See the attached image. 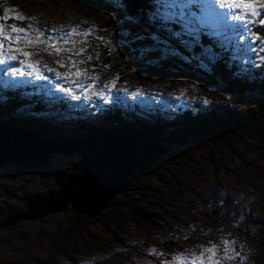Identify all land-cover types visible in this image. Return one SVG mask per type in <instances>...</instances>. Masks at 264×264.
Here are the masks:
<instances>
[{
  "label": "rangeland",
  "instance_id": "374dc122",
  "mask_svg": "<svg viewBox=\"0 0 264 264\" xmlns=\"http://www.w3.org/2000/svg\"><path fill=\"white\" fill-rule=\"evenodd\" d=\"M118 3L0 0V16L7 13L9 17L33 18L0 22L27 29L33 39L40 34L38 43H21L19 47L31 53L30 61L37 63L45 79L11 75L12 68L22 67L20 60L24 57L18 54L16 60L0 64V88H29V97L43 101L44 112L26 111L15 125L39 130L48 139L74 140L87 134H77L86 125L102 130L105 119L108 126L116 125L107 118L113 110L127 114L126 124L136 127L130 116L137 121H149L152 115L172 116L199 105L231 106L236 103L235 97L207 76L204 64L214 60L213 47L196 48L205 35L218 46L226 44V50L230 49L243 64V72L247 68L251 76L262 71L264 74V26L257 22L264 18V9L258 17H249L253 22L245 25L231 19L238 10L230 13L217 8L220 15L212 17L201 16L194 7L199 20L187 27L170 24L169 30L164 31L148 20L150 10L140 12L148 26L136 19L129 20L128 15L118 18ZM174 25L179 28L175 30ZM153 37H158L159 43ZM53 44L60 49L58 53L49 47ZM147 48L153 50L146 52ZM22 70L31 71L27 67ZM77 70L80 76L75 75ZM56 73H60L59 78ZM64 88L69 91H62ZM73 95L79 98L73 99ZM38 121L43 127L35 123ZM180 149L188 154V162L175 151L165 153L148 173L131 176L124 192L117 197L120 203L129 197L140 202L151 223L127 221L111 227L100 222L88 223L74 243L64 248L58 243L80 216L71 204L66 211L40 219L9 218L28 211L25 198L55 190L58 186L54 172L72 171L81 157L77 153H59L48 163L31 167L0 164V224L6 221L4 227L0 226V264H176L177 256L191 260L202 253L204 264H211L207 259L209 253L204 250L213 245L218 253L216 259L227 264L229 258L223 255L222 242L232 240L236 246L239 240L246 241L245 233L233 232L231 227L230 232L226 230L230 221L227 216H233L231 221L235 216L240 220L238 209L246 201V190L263 179L264 145L253 142L250 147L246 141L221 140L212 147L217 149L215 152L183 145ZM162 167L172 174L168 173L164 181L151 176L154 168ZM131 211L134 209L121 214L125 218ZM240 255L243 261L242 254L234 256Z\"/></svg>",
  "mask_w": 264,
  "mask_h": 264
},
{
  "label": "trees",
  "instance_id": "16d2710c",
  "mask_svg": "<svg viewBox=\"0 0 264 264\" xmlns=\"http://www.w3.org/2000/svg\"><path fill=\"white\" fill-rule=\"evenodd\" d=\"M119 4L123 5V7L118 6L117 8L118 18H125L128 15V17H132L148 26L142 20L140 12L143 10L151 11L150 0H120ZM173 27H175V30L179 28L178 25ZM152 30L155 31L156 27H152ZM159 33L162 34L161 32ZM200 46L213 47L214 60H206L207 64L203 63L208 70L207 76L211 81L217 83L224 92L235 97L236 103L231 106L217 104L210 108L205 105H199L194 109L175 112L172 116H169V113L167 116L152 115L154 117L148 119L149 121H137L135 117L130 116L131 119H135L136 127H130L126 124L125 118H128L127 114L122 115L120 111L116 112L113 110L112 114L107 115V118L116 125L112 123L108 126L107 119H105L106 125L104 129H91L86 125L83 129H79L77 134H85L87 132L83 137H88L106 131H142L157 139L167 150L166 154H174L175 151L178 153L179 158L185 161L188 158V154L181 152L180 147L182 145L196 147L205 151L210 149L208 151L213 150L214 152L217 149H212V147L219 144L221 140H229L230 143L246 141V145L250 147L253 142H259L264 145L263 71L255 76L248 74L247 68L246 73L243 72V64L230 53V49L226 50V44L218 46L217 42L212 41L206 35L201 44L197 45V50H200ZM261 70H264V68L261 67ZM28 91L31 90L26 88V90L12 91L11 89L0 88V122L15 125L14 123L21 120L22 114H25L24 112L26 111L32 110L30 113L44 112L43 101L29 97ZM30 122L33 123V121ZM35 123L43 127L40 121ZM37 131L44 137L41 131ZM214 158L216 165H218V159ZM163 168H154L151 176L161 178L164 181V177L168 173L172 174V171L168 169L162 170ZM261 177L263 179H260V184L253 185L246 190L245 205L243 204L238 209V218L240 220L238 221L235 216L231 221L233 216H227L230 221L226 230L230 232L229 229L231 227L233 232L242 235L245 233L246 236L245 243L239 240V243L244 245V247L239 243L233 246L235 241H228V247H230L229 256L232 258L228 260L227 264H264V170L262 169ZM163 202L165 201L163 200ZM139 204L140 202L133 201L131 197L124 203H120L116 198L110 209L101 212L94 218H88L83 215L77 216L70 230L66 232L61 242L58 243L60 248H64L65 245H72L77 237L84 232L88 223L100 222L105 227L120 226L127 221L138 222L144 220L151 223L147 220L150 218L146 217V213L142 211ZM131 208L134 211H131L128 217L124 218L121 211L127 212ZM230 224L237 225L230 226ZM223 243L224 241L222 246L225 247ZM222 250L224 255V248ZM236 253L245 256L244 260L242 261L241 255L236 258L234 256Z\"/></svg>",
  "mask_w": 264,
  "mask_h": 264
},
{
  "label": "water",
  "instance_id": "95a60500",
  "mask_svg": "<svg viewBox=\"0 0 264 264\" xmlns=\"http://www.w3.org/2000/svg\"><path fill=\"white\" fill-rule=\"evenodd\" d=\"M146 134L115 130L74 140H54L36 130L0 122V164L31 167L46 164L59 153H77L81 157L72 171L54 172L58 186L55 190L25 198L28 211L9 219H40L66 211L69 204L80 215L98 216L112 206L131 176L148 173L167 152L157 139Z\"/></svg>",
  "mask_w": 264,
  "mask_h": 264
},
{
  "label": "snow or ice",
  "instance_id": "6c2138e0",
  "mask_svg": "<svg viewBox=\"0 0 264 264\" xmlns=\"http://www.w3.org/2000/svg\"><path fill=\"white\" fill-rule=\"evenodd\" d=\"M118 3V0H117ZM151 11L148 14V20L153 25H158L162 30L168 31V25L174 23H181L183 25L190 26L192 22L199 20L200 16H197L196 12L193 11L195 7L198 9L201 16H212L216 17L220 14L217 12L219 9H227L228 12L234 13L238 10V14L231 16L233 21H241L245 25L252 23L253 19L260 15V10L264 9V0H150ZM118 6L123 7L118 3ZM8 19H14L17 21H24L25 19H33L31 17L25 18L21 15H16L14 17H9L7 13L4 16H0V21H7ZM129 20H133L132 17H128ZM259 24L264 26V18L257 21ZM31 27V26H29ZM23 34V35H21ZM39 32L37 37L33 39L30 34H28L27 29L18 27L15 24H7L6 22H0V64H4L7 61L16 60L17 54L24 57L20 60L21 68H12L11 75L13 76H32L35 75L37 79H45L41 75L39 67L36 62L30 61L31 53L25 51L19 45L24 43L25 45H32L33 43L39 42ZM173 35H176L175 33ZM154 40L159 43L158 37H153ZM243 39V37H241ZM257 39H262L257 37ZM15 45V46H14ZM50 48H55L58 53L60 49L56 45H49ZM152 48L145 49L146 52L152 51ZM264 51V48H261ZM264 60V57H261ZM23 67L31 69L29 72H24ZM52 71V69H48ZM57 77H60V73H56ZM76 76H80L81 72L77 70L75 72ZM62 91L68 92L69 89L64 88ZM73 99H78L79 97L73 95ZM101 99H104L101 96ZM228 241H224L225 249L224 255L229 256ZM209 253L207 259L211 264H220V261L216 259L218 253L216 246L213 245L206 250ZM176 264H204L203 253L199 258H188L183 255L174 258Z\"/></svg>",
  "mask_w": 264,
  "mask_h": 264
},
{
  "label": "bare ground",
  "instance_id": "6f19581e",
  "mask_svg": "<svg viewBox=\"0 0 264 264\" xmlns=\"http://www.w3.org/2000/svg\"><path fill=\"white\" fill-rule=\"evenodd\" d=\"M134 133H140V131L139 132H134ZM146 135H149V134H146ZM149 137H151V136H149ZM151 138H153V137H151ZM148 139V138H147Z\"/></svg>",
  "mask_w": 264,
  "mask_h": 264
}]
</instances>
